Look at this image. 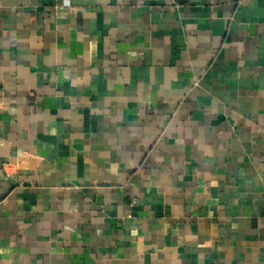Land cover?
<instances>
[{
  "label": "crops",
  "instance_id": "1",
  "mask_svg": "<svg viewBox=\"0 0 264 264\" xmlns=\"http://www.w3.org/2000/svg\"><path fill=\"white\" fill-rule=\"evenodd\" d=\"M0 264H264V0H0Z\"/></svg>",
  "mask_w": 264,
  "mask_h": 264
}]
</instances>
